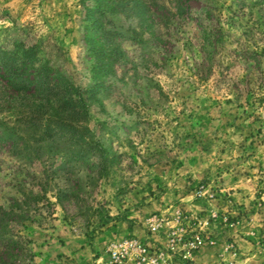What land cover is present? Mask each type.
<instances>
[{
    "label": "rangeland",
    "instance_id": "obj_1",
    "mask_svg": "<svg viewBox=\"0 0 264 264\" xmlns=\"http://www.w3.org/2000/svg\"><path fill=\"white\" fill-rule=\"evenodd\" d=\"M148 2L160 39H120L114 83L83 122L104 166L74 165L61 140L46 160L0 147L13 264H206V246L225 251L211 264H264V0ZM89 14L80 0H0V50L24 42L87 88ZM14 98L0 90L9 126L29 111Z\"/></svg>",
    "mask_w": 264,
    "mask_h": 264
},
{
    "label": "trees",
    "instance_id": "obj_2",
    "mask_svg": "<svg viewBox=\"0 0 264 264\" xmlns=\"http://www.w3.org/2000/svg\"><path fill=\"white\" fill-rule=\"evenodd\" d=\"M80 2L90 13L82 41L93 60L91 84L87 88L74 84L64 72L49 60L37 56L34 47H28L24 42L19 41L12 50H0V90H7L14 99L23 100L24 107L29 109L16 117L12 126L0 122V147L7 144L12 149L28 151L36 158L46 160L60 148L62 144L57 141L61 140L67 149H71L74 165L88 154L98 157L97 166H104L106 157L102 147H94L88 142L86 135L90 133L83 126L88 118V104L104 88L110 90L114 83L115 63L122 56L120 39L136 38L139 31L160 39V33L155 26L157 16L148 0ZM173 7L174 15L179 16L177 4ZM124 19L135 21L137 26L119 27ZM123 29L127 36L121 34ZM33 109L38 110L37 113ZM94 144L97 146L98 143ZM4 235L6 232L0 231V237ZM18 252L12 243L0 240V264H13Z\"/></svg>",
    "mask_w": 264,
    "mask_h": 264
},
{
    "label": "crops",
    "instance_id": "obj_3",
    "mask_svg": "<svg viewBox=\"0 0 264 264\" xmlns=\"http://www.w3.org/2000/svg\"><path fill=\"white\" fill-rule=\"evenodd\" d=\"M222 248V247H221ZM204 247L194 254V260L196 262L211 264L217 259L225 261V251L222 249Z\"/></svg>",
    "mask_w": 264,
    "mask_h": 264
},
{
    "label": "built area",
    "instance_id": "obj_4",
    "mask_svg": "<svg viewBox=\"0 0 264 264\" xmlns=\"http://www.w3.org/2000/svg\"><path fill=\"white\" fill-rule=\"evenodd\" d=\"M157 228L153 227L152 230L155 231ZM134 244H136V242H133ZM131 243V244H133ZM202 241L200 238L196 237L194 240H192L191 242H189L188 246H187V250L185 251L186 255H190V253L192 252V250L197 249L200 245H201ZM136 246V245H135ZM115 257V256H114Z\"/></svg>",
    "mask_w": 264,
    "mask_h": 264
}]
</instances>
